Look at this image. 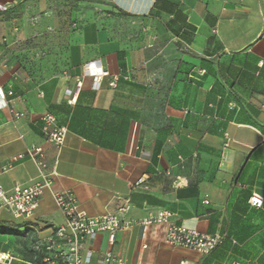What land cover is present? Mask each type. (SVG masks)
Returning <instances> with one entry per match:
<instances>
[{"label":"crops","instance_id":"crops-1","mask_svg":"<svg viewBox=\"0 0 264 264\" xmlns=\"http://www.w3.org/2000/svg\"><path fill=\"white\" fill-rule=\"evenodd\" d=\"M0 3V85L13 92L0 109V187L51 181L32 217L0 210V253L41 260L37 242L66 223L57 195L71 193L92 217L167 210L224 237L204 256L165 244L167 225H135L112 247L126 264H264V204H250L264 199V0ZM94 60L109 72L99 88L84 72ZM45 111L66 129L60 147L44 135ZM32 146L44 148L43 171L13 162ZM107 249L106 234L84 246L90 264Z\"/></svg>","mask_w":264,"mask_h":264},{"label":"built area","instance_id":"built-area-1","mask_svg":"<svg viewBox=\"0 0 264 264\" xmlns=\"http://www.w3.org/2000/svg\"><path fill=\"white\" fill-rule=\"evenodd\" d=\"M5 10H7V6L0 3V11ZM84 72L85 75L93 78L95 88H99L103 78L109 75L100 60L86 63ZM204 73L203 70L202 74ZM117 81L118 77L115 76L110 85L115 86ZM81 88L82 82L79 81L77 92ZM12 95V91H6L0 85V109L8 106V98ZM75 101L76 96L70 100V103ZM14 115L15 117L25 116L23 113H14ZM40 118L44 123L43 132L47 140L59 147L62 146L66 129L60 126L56 117L47 111L41 113ZM225 146H228V143ZM26 158L36 160L42 171L47 167L42 146L28 147L24 153L15 156L13 162H19ZM9 167L10 165H5L2 170L5 171ZM142 182L143 180H140L137 184L140 185ZM50 184L51 181L46 176L40 183L29 186L17 185L11 191H5L0 187V210L7 209L17 217H32L40 207L41 196L45 188ZM56 201L66 217V223L50 239L37 242L36 247L42 251V257L41 260L30 264H90L91 252L84 251V246L97 234L107 235L108 249L103 254L104 263L126 264L125 259L116 255L112 247L116 242L118 233L129 230L135 225L144 227L153 224L167 225L165 244L193 250L204 256L216 250L224 241V237L220 234L202 233L174 224L172 213L167 210L152 212L148 217L141 220H124L121 214L123 208H119L117 212L107 211L100 216H89L81 209L80 202L71 193L58 194ZM205 202L207 203V201ZM250 204L260 208L264 204V199L261 195L254 193L250 198ZM21 259L13 253H0V264H13V262Z\"/></svg>","mask_w":264,"mask_h":264}]
</instances>
